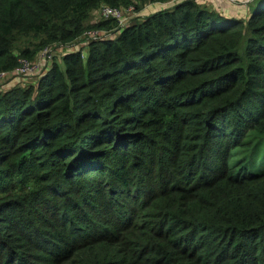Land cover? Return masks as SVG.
I'll list each match as a JSON object with an SVG mask.
<instances>
[{
	"label": "trees",
	"instance_id": "1",
	"mask_svg": "<svg viewBox=\"0 0 264 264\" xmlns=\"http://www.w3.org/2000/svg\"><path fill=\"white\" fill-rule=\"evenodd\" d=\"M141 1L0 0V264H264V0Z\"/></svg>",
	"mask_w": 264,
	"mask_h": 264
},
{
	"label": "built area",
	"instance_id": "2",
	"mask_svg": "<svg viewBox=\"0 0 264 264\" xmlns=\"http://www.w3.org/2000/svg\"><path fill=\"white\" fill-rule=\"evenodd\" d=\"M199 1V0H196ZM233 3H246L251 0H230ZM159 8H161L159 6ZM158 8V9H159ZM157 10V9H156ZM101 19L108 20L113 19L117 22V26L123 27L131 19L130 15L134 14V6L130 5L126 8H115L107 5H102L97 10ZM104 36L101 31L86 30L81 36L80 42L86 43V41L95 40ZM73 48H76L75 44H72ZM53 47L43 48L35 59L19 58L17 66L11 71H0V89L1 85L10 79V86H14L15 83L24 81L32 77H36L43 72V65L52 61L54 58ZM51 63V62H50ZM49 67V66H48ZM45 67L46 69L48 68ZM45 69V70H46ZM44 70V71H45Z\"/></svg>",
	"mask_w": 264,
	"mask_h": 264
},
{
	"label": "crops",
	"instance_id": "3",
	"mask_svg": "<svg viewBox=\"0 0 264 264\" xmlns=\"http://www.w3.org/2000/svg\"><path fill=\"white\" fill-rule=\"evenodd\" d=\"M197 2L213 10H221L225 14L234 16L237 18H245L249 15V9L248 7H246V3H249V2H246L245 4L244 3H233L230 0H199ZM164 5L166 4L155 2L151 4L150 6H148L147 9L143 8L142 12L143 14H149L152 11H155L156 9H158L159 6L161 7ZM49 65L50 63L44 64L43 71L46 69L45 67L46 66L48 67Z\"/></svg>",
	"mask_w": 264,
	"mask_h": 264
},
{
	"label": "rangeland",
	"instance_id": "4",
	"mask_svg": "<svg viewBox=\"0 0 264 264\" xmlns=\"http://www.w3.org/2000/svg\"><path fill=\"white\" fill-rule=\"evenodd\" d=\"M144 0H142L141 2V6L139 7V8H134V14H131L130 15V17L132 18V17H134V16H143V15H146V14H143V8L145 9H147L148 8V6H150L151 4H153V3H155V2H150L149 0L147 1H144ZM245 4V3H244ZM246 4H248V3H246ZM100 16L101 15H99V12L96 10V11H94L92 14H91V16H90V18H89V23H94L95 21H99V20H103V19H101L100 18ZM53 52H54V58H53V60L52 61H57L58 60V56L60 55L59 54V52H58V50H57V48H55V47H53ZM83 54H86V47H83ZM51 61H48V63H50ZM37 78H38V76H36V77H32V78H29V79H25L24 80V82H31V81H35V80H37ZM10 79H8V81H6L5 83H3L2 85H1V89H0V92H5V91H7V90H9L10 88H11V86H10ZM16 84V83H15Z\"/></svg>",
	"mask_w": 264,
	"mask_h": 264
}]
</instances>
